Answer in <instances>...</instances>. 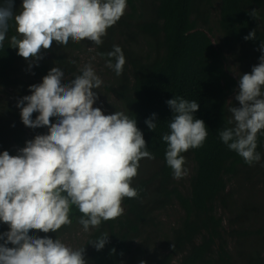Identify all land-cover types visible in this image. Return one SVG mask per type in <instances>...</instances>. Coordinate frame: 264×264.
<instances>
[{
  "label": "trees",
  "instance_id": "1",
  "mask_svg": "<svg viewBox=\"0 0 264 264\" xmlns=\"http://www.w3.org/2000/svg\"><path fill=\"white\" fill-rule=\"evenodd\" d=\"M4 2L0 0V5ZM21 4L22 0H13L14 13ZM253 30L256 38L246 41ZM12 35L10 22L0 47V109L8 119L21 121L16 105L31 95L29 87L40 84L53 67L63 71L65 83L73 80L85 66L80 55L92 42L70 40L66 46L53 42L30 66L10 47ZM102 39L99 46L92 43L103 60L97 73L103 83L93 90L98 97L93 107L105 115L122 111L135 119L155 158L139 161L131 182L139 195L123 199L124 214L84 233L80 248L85 246L87 264H264V135L257 139L261 160L249 166L218 134L232 126L228 109L239 106L235 95L240 76L250 74L259 63L264 0H127L123 16ZM114 46L122 49L126 60L120 76L106 66V53ZM174 97L196 100L199 110L194 118L203 120L209 132L202 147L182 154L187 174L179 180L166 164L167 145L162 140L172 118L166 102ZM153 114L157 128L150 131L145 120ZM37 115L33 113L32 119ZM23 135L22 130L12 134L18 145L14 149L0 130V153L17 155L30 141ZM169 209L179 219L173 226L164 224V231L161 219ZM80 215L73 206L71 225L56 233L30 230L29 235L61 240L75 226L82 228ZM7 231L8 225L0 223V233ZM105 232L109 242L102 250L88 244Z\"/></svg>",
  "mask_w": 264,
  "mask_h": 264
},
{
  "label": "clouds",
  "instance_id": "2",
  "mask_svg": "<svg viewBox=\"0 0 264 264\" xmlns=\"http://www.w3.org/2000/svg\"><path fill=\"white\" fill-rule=\"evenodd\" d=\"M126 8L127 0H22L14 13L13 0H5L0 5V47L10 22L15 30L10 47L30 66L53 42L66 46L70 40L90 41L99 46ZM251 15L255 17V11ZM255 38V30L244 37L246 41ZM260 51L259 63L239 78L235 95L239 106L228 109L232 126L218 133L222 143L249 166L261 160L257 139L264 135V42ZM106 56V66L120 76L126 63L122 49L114 46ZM64 81L63 71L53 67L40 84L29 87L31 95L16 105L24 126L45 127L48 133L27 141L17 155L0 153V223L9 227L0 233V264H87L85 246L73 249L60 239L30 236L29 231L56 233L71 225L73 206L86 233L116 220L124 214L123 199L139 195L131 186L139 161L155 158L135 119L122 111L105 115L93 107L98 99L93 90L103 82L91 64L70 82ZM166 103L172 118L169 132L162 135L167 145L165 160L173 178L179 180L187 174L182 154L202 147L209 132L203 120L194 118L199 110L196 100L174 97ZM33 113H38L34 120ZM145 124L154 131L156 115ZM108 237L101 233L88 244L100 251Z\"/></svg>",
  "mask_w": 264,
  "mask_h": 264
},
{
  "label": "rangeland",
  "instance_id": "3",
  "mask_svg": "<svg viewBox=\"0 0 264 264\" xmlns=\"http://www.w3.org/2000/svg\"><path fill=\"white\" fill-rule=\"evenodd\" d=\"M217 6V3H216ZM215 14H216V9L213 10L212 12V21H215ZM215 24V23H214ZM116 38H120V35H117ZM90 42V41H88ZM99 54V51L95 49L94 46H92V43L87 45L83 53L80 55L82 61L84 62V65L86 64H91L93 70L95 73H99V71L102 70V59H99L96 55ZM99 76V75H98ZM101 79V78H100ZM102 80V79H101ZM2 97V94L0 95ZM9 115L6 114V111H3L0 109V130L6 133V138L9 140L11 144H13L14 149H17L18 145L15 142V139H12V134L17 131V130H22L24 132L23 138H27L30 141L35 138L37 135H46L44 130L41 128H36V129H31L23 125L22 121H15L12 119H8ZM11 118V117H10ZM1 141H0V146H1ZM3 145V144H2ZM5 145V144H4ZM176 212L174 210L169 209L167 212H165L164 216L162 217L161 221L163 223V230L166 231L167 228L165 227L164 224L167 226L175 225L176 222L179 219V216H176ZM83 229L80 226H75V230L71 232V234H66L61 241L65 243L66 245L72 247L73 249H79L85 242L86 237L84 236ZM154 242V240H152ZM160 237H158L155 242H159Z\"/></svg>",
  "mask_w": 264,
  "mask_h": 264
}]
</instances>
